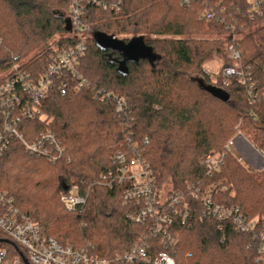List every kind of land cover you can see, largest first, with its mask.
Instances as JSON below:
<instances>
[{
  "label": "trees",
  "instance_id": "16d2710c",
  "mask_svg": "<svg viewBox=\"0 0 264 264\" xmlns=\"http://www.w3.org/2000/svg\"><path fill=\"white\" fill-rule=\"evenodd\" d=\"M70 5L0 0V81L16 65L40 78L55 50L75 46ZM253 6L254 0H192L189 6L183 0H125L119 11L87 7L92 30L78 68L84 84L73 82L64 96L53 88L43 102L44 119L22 127L29 140L40 131L54 132L70 162L30 155L18 142L0 160L1 185L45 238L75 248L92 243L107 259L129 253L146 237L152 258L167 251L176 264H257L264 169L249 171L225 146L241 132L264 156V104L252 103L237 78L225 87L222 76L233 65L227 53L233 45L264 92V3L259 13ZM206 10L215 12L213 20L201 18ZM101 37L121 41L105 46ZM212 55L224 61L215 80L205 68ZM118 98L128 109L123 115L116 111ZM134 145L160 195L165 185L171 187L167 193L194 186L205 194L212 188L215 203L239 207L255 231L240 233L232 223L204 218L200 202L189 199L190 219L170 212L175 244L166 250L161 238L150 236L151 220L140 225L127 218L138 209L123 204L124 186L109 190L99 184L115 168L117 153L131 156ZM211 154L225 157L209 176L200 159ZM64 185L88 193L87 204L68 212L61 202Z\"/></svg>",
  "mask_w": 264,
  "mask_h": 264
},
{
  "label": "built area",
  "instance_id": "2783aa9c",
  "mask_svg": "<svg viewBox=\"0 0 264 264\" xmlns=\"http://www.w3.org/2000/svg\"><path fill=\"white\" fill-rule=\"evenodd\" d=\"M125 0H71L69 20L75 33L76 44L69 49H57L52 56L51 65L40 78L20 72V66H14L0 81V160L9 151L13 142H18L26 153L44 158L51 163L66 158V147L58 136L50 131H40L32 139H28L22 131L24 123L44 119L43 102L53 88H57L61 95H67L75 85L84 84L79 73V65L87 49V39L92 30L85 21L87 7L96 6L103 11H119ZM192 0H183L187 6ZM264 0H254L253 10L259 13V7ZM213 10H206L201 18L207 21L215 18ZM228 57L233 62L222 70L224 86L230 85L231 79L237 78L246 88L252 103L264 104V92L253 78L249 67L244 68L241 63V53L233 46L227 49ZM124 101L116 99V111L123 115L127 111ZM236 137L245 136L238 132ZM232 138L225 146V152L239 154L235 139ZM148 142V139L145 141ZM249 142V141H248ZM133 154L119 152L114 157L115 168L103 174L100 185L114 190L117 186H124L122 202L124 205H136L137 212L127 218L134 223L144 225L150 220L153 227L150 236L161 238L166 250L175 244L170 234L173 218L170 212L175 210L184 220L191 217L192 204L189 199L200 202L202 216L218 223H232L240 233L255 231L256 224L250 221L233 205L215 203L213 189L202 193L197 187H189L185 192H169L163 197L151 168L137 145L133 147ZM226 154V153H225ZM225 154L205 155L200 163L205 167L207 175L211 176L219 171L224 164ZM237 157V156H236ZM242 163V158L237 157ZM195 188V189H194ZM88 193H80L79 186L62 188L61 202L66 210L75 212L87 204ZM223 226L220 227L222 229ZM0 264H176L175 259L167 251L160 252L155 258L149 255L148 238H142L129 253L113 259L102 258L96 253L92 243L84 247L75 248L62 246L52 238H45L28 216L23 214L9 196L5 187L0 183ZM257 264H264V235H259L256 245Z\"/></svg>",
  "mask_w": 264,
  "mask_h": 264
},
{
  "label": "rangeland",
  "instance_id": "374dc122",
  "mask_svg": "<svg viewBox=\"0 0 264 264\" xmlns=\"http://www.w3.org/2000/svg\"><path fill=\"white\" fill-rule=\"evenodd\" d=\"M124 36L117 37L122 39ZM102 43L106 45L118 46L117 43H120L121 40H113L111 38H100ZM139 41L135 42L136 47L139 46ZM140 51V48H135L134 51ZM224 67V61L217 56H210L207 61L205 68L207 72L211 75L212 79L215 80L216 76L220 73L221 69ZM236 137V136H235ZM236 137L235 139H237ZM246 138V137H245ZM247 139V138H246ZM248 140V139H247ZM249 141V142H248ZM245 141L242 137L238 138L236 141L237 151L239 154H236L237 157L242 158V164L251 172H256L264 169V156L260 150H258L250 140ZM170 185H165L163 189V197L170 191ZM6 189V188H5ZM65 208V207H64ZM68 211V210H67ZM69 212V211H68ZM89 244V242H84L79 247H84Z\"/></svg>",
  "mask_w": 264,
  "mask_h": 264
},
{
  "label": "water",
  "instance_id": "95a60500",
  "mask_svg": "<svg viewBox=\"0 0 264 264\" xmlns=\"http://www.w3.org/2000/svg\"><path fill=\"white\" fill-rule=\"evenodd\" d=\"M64 188L67 189V186L64 185Z\"/></svg>",
  "mask_w": 264,
  "mask_h": 264
}]
</instances>
